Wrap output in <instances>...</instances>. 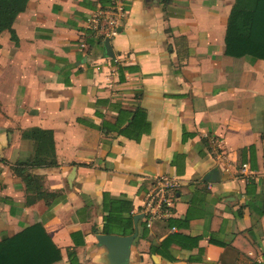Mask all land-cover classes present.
I'll use <instances>...</instances> for the list:
<instances>
[{
    "label": "crops",
    "instance_id": "1",
    "mask_svg": "<svg viewBox=\"0 0 264 264\" xmlns=\"http://www.w3.org/2000/svg\"><path fill=\"white\" fill-rule=\"evenodd\" d=\"M234 1L123 0L112 37L86 24L111 0L28 1L14 38L0 33V240L41 223L53 264L68 251L109 264L96 235L127 236V200V264H264V60L225 54ZM32 128L52 132L55 164H26ZM27 175L39 184L26 189ZM159 175L177 185L147 227Z\"/></svg>",
    "mask_w": 264,
    "mask_h": 264
},
{
    "label": "trees",
    "instance_id": "2",
    "mask_svg": "<svg viewBox=\"0 0 264 264\" xmlns=\"http://www.w3.org/2000/svg\"><path fill=\"white\" fill-rule=\"evenodd\" d=\"M28 1L0 0V33L9 30L11 37L14 38L12 24L17 15L24 11ZM224 42V52L228 56H252L264 60V0L234 1L227 19ZM25 134L35 143L34 155L26 164L36 166L55 164L52 132L32 128ZM16 172L22 173L23 168H17ZM25 178L26 189L30 188V182L34 185L39 184L29 175ZM47 196H52V193L40 192L36 197L40 199ZM31 203L33 199L26 198V204ZM121 204L122 207L119 209L124 210L127 216L118 218V227L121 229L120 234L128 235L134 231L133 215L130 214L129 201L122 200ZM121 226L126 228L122 229ZM112 229L104 225L105 233H111ZM68 258L71 264H75L73 252L68 251ZM60 260V249L53 243L41 223L26 225L21 231L0 240V264H53Z\"/></svg>",
    "mask_w": 264,
    "mask_h": 264
},
{
    "label": "built area",
    "instance_id": "3",
    "mask_svg": "<svg viewBox=\"0 0 264 264\" xmlns=\"http://www.w3.org/2000/svg\"><path fill=\"white\" fill-rule=\"evenodd\" d=\"M125 14L123 0H111L107 8L98 10L87 19V28L96 36L112 37L117 34L118 26ZM217 142L216 139L211 140L212 144ZM176 185L174 179L166 175L155 176L152 179L142 205L147 227L157 215L168 212L167 208L171 204Z\"/></svg>",
    "mask_w": 264,
    "mask_h": 264
},
{
    "label": "water",
    "instance_id": "4",
    "mask_svg": "<svg viewBox=\"0 0 264 264\" xmlns=\"http://www.w3.org/2000/svg\"><path fill=\"white\" fill-rule=\"evenodd\" d=\"M105 48L108 56H113L111 47L109 45V39H105ZM218 177L217 170H211L206 179L214 181ZM142 217V214L134 216V225L136 226L138 219ZM137 236V231L131 235L121 236L116 234H98L96 235L97 241L100 245H103L107 249V258L109 264H127L130 254V248L133 240Z\"/></svg>",
    "mask_w": 264,
    "mask_h": 264
}]
</instances>
